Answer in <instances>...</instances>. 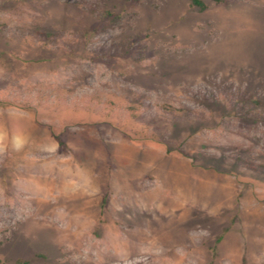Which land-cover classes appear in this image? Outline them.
<instances>
[{"label":"rangeland","instance_id":"obj_1","mask_svg":"<svg viewBox=\"0 0 264 264\" xmlns=\"http://www.w3.org/2000/svg\"><path fill=\"white\" fill-rule=\"evenodd\" d=\"M191 1L0 0V264H255L264 0Z\"/></svg>","mask_w":264,"mask_h":264},{"label":"crops","instance_id":"obj_2","mask_svg":"<svg viewBox=\"0 0 264 264\" xmlns=\"http://www.w3.org/2000/svg\"><path fill=\"white\" fill-rule=\"evenodd\" d=\"M13 121L14 126H16L15 130H13L12 132H8L9 134V140L13 141L15 140V142L19 141H23V146L22 147H26L29 148L32 146V142L34 139V133L35 134H39L38 136V140L39 137H44V139L47 138L46 133L43 132V130L41 129V126L38 124V122L36 121V118L34 115L30 114V113H19L16 114L13 118H11ZM12 124V123H11ZM42 135V136H40ZM38 145L41 147L42 144ZM13 147V144L10 145V147ZM14 148H16V146H14ZM29 153V152H28ZM15 155H20L23 156L25 154H27L25 148H19L18 152H14ZM232 189L230 188V190L228 191V193L226 194V196H228L225 200V202L223 203V208L224 211L227 210H232V213H236L238 215V219L236 221H240L241 223L244 222L243 221V217L241 216V211H243L244 209L248 210L249 212H251L257 219H259V221H263L264 219V203H256V202H250L249 200H246L244 202H242L241 204L239 203V205H234L235 201H233V195H232ZM232 206V207H231ZM243 206V207H242ZM231 207V208H230ZM231 230V228L229 229ZM227 230L226 232H222V231H216L215 230V234L212 233V231L210 232V235L207 239L208 244H211L210 242H212L211 240H213V238L220 236L219 241L217 243L216 246V254L214 256V261H216V264H228L227 261L228 259L225 256V252L229 249L227 247V243L229 242H233L232 246L230 249L235 248L237 243H244L245 241L243 240H237L234 239L233 241H230L228 239V237H230L229 235H231V232ZM189 230H186V239H185V244H190L193 242L192 239V235L188 232ZM211 236V237H210ZM253 238H255L253 236ZM255 241H257V238H255ZM260 241V240H259ZM258 242V241H257ZM210 245V246H211ZM258 247H254L253 251L251 252L252 258L255 259V264H264V247L261 246L259 247V245H257ZM246 253V250L244 251ZM233 264H254L252 262H250L249 260H247L244 256H241L239 258V260H231Z\"/></svg>","mask_w":264,"mask_h":264},{"label":"trees","instance_id":"obj_3","mask_svg":"<svg viewBox=\"0 0 264 264\" xmlns=\"http://www.w3.org/2000/svg\"><path fill=\"white\" fill-rule=\"evenodd\" d=\"M126 1H137V0H126ZM224 0H214L215 3H222ZM192 6H196L200 8L201 10H205L207 7L201 0H192L191 1ZM56 140L59 143V148L61 149L64 146V143L59 140L58 137H56Z\"/></svg>","mask_w":264,"mask_h":264},{"label":"clouds","instance_id":"obj_4","mask_svg":"<svg viewBox=\"0 0 264 264\" xmlns=\"http://www.w3.org/2000/svg\"><path fill=\"white\" fill-rule=\"evenodd\" d=\"M16 148L19 149L20 147L23 146V141H17L16 144H15Z\"/></svg>","mask_w":264,"mask_h":264}]
</instances>
